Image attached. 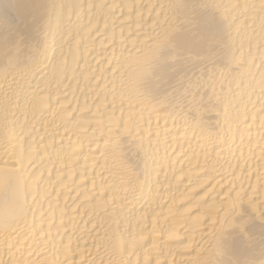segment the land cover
<instances>
[{"label": "bare ground", "instance_id": "6f19581e", "mask_svg": "<svg viewBox=\"0 0 264 264\" xmlns=\"http://www.w3.org/2000/svg\"><path fill=\"white\" fill-rule=\"evenodd\" d=\"M0 264H264V0H0Z\"/></svg>", "mask_w": 264, "mask_h": 264}]
</instances>
